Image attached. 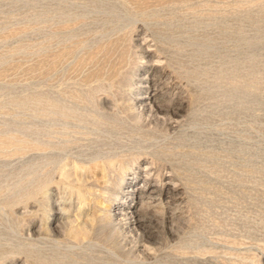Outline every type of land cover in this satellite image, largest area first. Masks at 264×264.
Returning a JSON list of instances; mask_svg holds the SVG:
<instances>
[{"label": "rangeland", "instance_id": "374dc122", "mask_svg": "<svg viewBox=\"0 0 264 264\" xmlns=\"http://www.w3.org/2000/svg\"><path fill=\"white\" fill-rule=\"evenodd\" d=\"M0 264H264V0H0Z\"/></svg>", "mask_w": 264, "mask_h": 264}, {"label": "bare ground", "instance_id": "6f19581e", "mask_svg": "<svg viewBox=\"0 0 264 264\" xmlns=\"http://www.w3.org/2000/svg\"><path fill=\"white\" fill-rule=\"evenodd\" d=\"M50 113L48 114L49 116L50 115H54V111H49ZM45 113H48L47 111H44L43 112V115L44 116H48L47 114ZM57 113V112H56ZM58 127H55L54 125H51V124H44V123H41V124H38L35 129H34V133L30 134V133H24V136H23V139L24 141H26V145H29V146H32L34 147L36 150H39L42 152L41 154V157H42V163H41V167H35L33 170L32 169H28L25 174L23 175L22 177V180H23V184H24V187H25V191H29V190H32V189H36V190H42L43 189V184L44 182L40 181V183L37 181V180H40L41 177L39 178V173L41 172V170L44 168L46 169L48 166H50L52 164V162H54L55 160L54 159H57L58 157H60L59 155H57V153H53L52 151H55V150H61V151H66L67 149L70 148L71 145H76V144H79L83 141L84 138H86L85 136L87 135H92L93 133H91L89 130V132H81V131H71L68 128H63L59 125V124H56ZM64 125V124H62ZM66 125V124H65ZM64 125V126H65ZM69 125V124H68ZM67 125V126H68ZM63 126V127H64ZM70 126V125H69ZM76 128V126H74ZM72 127V129L74 128ZM79 129V127H78ZM84 130V129H83ZM93 131V130H92ZM94 132V131H93ZM77 135H80V136H84V138H79L77 137ZM89 141V140H88ZM50 151V153H49ZM83 151V150H81ZM80 151V152H81ZM44 152V153H43ZM79 152V151H77ZM76 152V153H77ZM60 154V153H58ZM67 154V153H66ZM82 154V153H81ZM65 155V154H64ZM68 155V154H67ZM66 155V156H67ZM66 156H63V157H66ZM77 157V156H76ZM80 156L77 157V159H73V157H71L72 160L78 162V164H81L83 166H85L86 164H93V163H96L97 161L101 160V159H104V157L102 155H95V156H90L89 158H86V157H81L80 159ZM66 159H69L70 158L67 156ZM39 160H41L39 158ZM115 162L114 161H111L110 162V167H114L115 166ZM69 163H66L64 164L63 166H61L59 169L61 171H64L66 172V168L69 167ZM72 165V164H71ZM42 168V169H40ZM98 168H100V173L98 174L99 178H102L100 180H103L105 179V181H108L107 179H111L109 175V171L107 170V167L105 166V164H100L98 166ZM109 169V168H108ZM71 170L73 169H70V171H67V173H71ZM50 171V170H49ZM48 171V172H49ZM47 172V171H46ZM59 172V171H58ZM60 173V172H59ZM44 175V173H43ZM60 175V174H59ZM75 175V174H74ZM72 176V177H75V176ZM97 176V178H98ZM80 177V176H79ZM78 177V178H79ZM83 178V175L81 176ZM80 177V178H81ZM98 178V179H99ZM36 179V180H35ZM87 179V178H86ZM47 180V179H46ZM76 179H74L75 181ZM79 180V179H78ZM87 181V180H86ZM85 181V182H86ZM76 182V181H75ZM81 182L82 179H81ZM76 186H73V188H75ZM91 188V187H90ZM135 189H132V190H128L127 192H131V191H134ZM43 192H46L45 194H48V192L46 190H44ZM84 191L82 189L79 188V195L81 194V197L84 198V196L82 195ZM86 192H84L85 194ZM33 196V195H32ZM45 196V195H44ZM46 196H50V194L46 195ZM45 198V197H44ZM49 198V197H48ZM47 199V198H46ZM40 200V199H39ZM42 201H46L44 199H41ZM84 200H87V198H85ZM50 201V200H49ZM48 201V202H49ZM47 202V201H46ZM46 202L44 205H46ZM51 205V204H49ZM47 206H48V203H47ZM51 207V206H50ZM103 210L101 209V212ZM110 214H111V211L109 210ZM82 214V213H81ZM109 216H112V215H109L107 214V217ZM77 218V217H76ZM75 220V219H74ZM76 221V220H75ZM78 221H80L78 219ZM92 221V220H91ZM67 222V221H66ZM70 222V221H69ZM68 223V222H67ZM72 223V221L70 222ZM74 223V222H73ZM69 224V223H68ZM78 224V223H77ZM75 224L76 226H73L72 227V232L78 236V235H84V234H87L86 232L87 229L89 230V227H88V224L87 222H83V223H79L78 225ZM60 225V223H59ZM72 225V224H70ZM70 225H68L70 227ZM30 234V233H29ZM20 237V236H19ZM31 238H33L34 236H30ZM28 238V237H27ZM25 237V239H27ZM82 238V237H81ZM80 239V238H79ZM33 240V239H32ZM81 240V239H80ZM28 241V240H27ZM32 242V241H31ZM25 244V243H24ZM31 244V243H29ZM15 248V247H14ZM12 248V249H14ZM29 250V249H28ZM16 251V250H14ZM26 251V250H25ZM24 251V252H25ZM17 252H22L21 250H17ZM27 253V252H26ZM35 254V253H34ZM33 254V255H34ZM25 255V254H24ZM66 258V257H65ZM75 262V261H74Z\"/></svg>", "mask_w": 264, "mask_h": 264}]
</instances>
